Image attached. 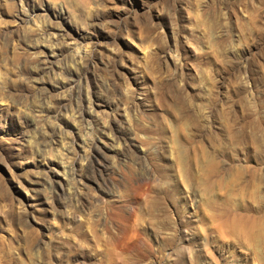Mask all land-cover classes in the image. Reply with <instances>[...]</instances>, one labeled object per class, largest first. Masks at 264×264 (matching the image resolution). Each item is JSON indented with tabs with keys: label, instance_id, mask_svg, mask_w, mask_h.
<instances>
[{
	"label": "rangeland",
	"instance_id": "374dc122",
	"mask_svg": "<svg viewBox=\"0 0 264 264\" xmlns=\"http://www.w3.org/2000/svg\"><path fill=\"white\" fill-rule=\"evenodd\" d=\"M0 264H264V0H0Z\"/></svg>",
	"mask_w": 264,
	"mask_h": 264
}]
</instances>
